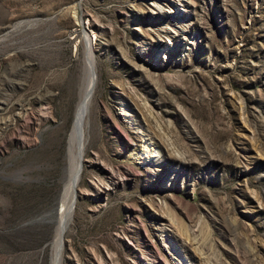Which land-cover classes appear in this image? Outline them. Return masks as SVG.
<instances>
[{
	"label": "rangeland",
	"instance_id": "374dc122",
	"mask_svg": "<svg viewBox=\"0 0 264 264\" xmlns=\"http://www.w3.org/2000/svg\"><path fill=\"white\" fill-rule=\"evenodd\" d=\"M91 59L61 264H264V0H0V264L52 263Z\"/></svg>",
	"mask_w": 264,
	"mask_h": 264
},
{
	"label": "bare ground",
	"instance_id": "6f19581e",
	"mask_svg": "<svg viewBox=\"0 0 264 264\" xmlns=\"http://www.w3.org/2000/svg\"><path fill=\"white\" fill-rule=\"evenodd\" d=\"M94 62L91 59L87 68L88 73L86 74L82 91L81 101L77 113V121L71 139L69 143V156H70V168L67 179V189L64 194L62 212L59 216L58 228H57V239L55 242V255L52 259L51 264H61V258L63 254L64 237L69 228L71 222V210L75 198V187L77 188L80 177H78V169L81 158V148L83 142V127L85 121V114L87 112L88 105L94 94L96 86L97 75L94 66ZM145 152H149L148 147L145 146ZM82 174V173H81ZM77 183V185H76ZM76 185V186H75Z\"/></svg>",
	"mask_w": 264,
	"mask_h": 264
},
{
	"label": "water",
	"instance_id": "95a60500",
	"mask_svg": "<svg viewBox=\"0 0 264 264\" xmlns=\"http://www.w3.org/2000/svg\"><path fill=\"white\" fill-rule=\"evenodd\" d=\"M83 157L80 158V164H79V169H78V177H80L81 173H82V165H83ZM77 185V183H76ZM75 185V186H76ZM75 193H76V187H75ZM75 204H76V199L74 200L73 202V205H72V210H74L75 208ZM55 210L56 209H52L50 211H48L46 214H44L42 217H40L41 220L43 219H54V216H55Z\"/></svg>",
	"mask_w": 264,
	"mask_h": 264
}]
</instances>
